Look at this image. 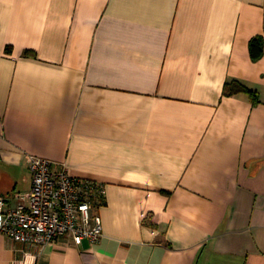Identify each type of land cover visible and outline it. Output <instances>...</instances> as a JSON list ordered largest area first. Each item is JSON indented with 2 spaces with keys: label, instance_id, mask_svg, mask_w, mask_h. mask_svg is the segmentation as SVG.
<instances>
[{
  "label": "crops",
  "instance_id": "1",
  "mask_svg": "<svg viewBox=\"0 0 264 264\" xmlns=\"http://www.w3.org/2000/svg\"><path fill=\"white\" fill-rule=\"evenodd\" d=\"M30 155L103 185L102 237L0 264H264V0H0L7 208Z\"/></svg>",
  "mask_w": 264,
  "mask_h": 264
},
{
  "label": "built area",
  "instance_id": "2",
  "mask_svg": "<svg viewBox=\"0 0 264 264\" xmlns=\"http://www.w3.org/2000/svg\"><path fill=\"white\" fill-rule=\"evenodd\" d=\"M31 188L17 195V204L7 208L0 196V233L36 248L70 237L79 246L102 237L101 218L96 209L104 203L100 183L71 177L64 164L28 156ZM28 205H25V202ZM17 264H36V256L25 253Z\"/></svg>",
  "mask_w": 264,
  "mask_h": 264
},
{
  "label": "trees",
  "instance_id": "3",
  "mask_svg": "<svg viewBox=\"0 0 264 264\" xmlns=\"http://www.w3.org/2000/svg\"><path fill=\"white\" fill-rule=\"evenodd\" d=\"M262 39L261 38H254L250 41V55L253 60H258L262 55ZM238 92H249L246 88L241 85L233 84L230 88L226 85L224 90L225 95H232Z\"/></svg>",
  "mask_w": 264,
  "mask_h": 264
}]
</instances>
